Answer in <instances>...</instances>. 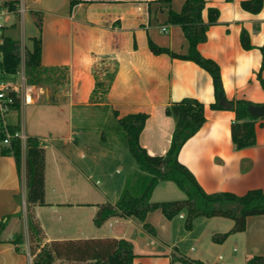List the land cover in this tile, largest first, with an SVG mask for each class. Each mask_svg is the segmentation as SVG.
Returning a JSON list of instances; mask_svg holds the SVG:
<instances>
[{"label":"crops","instance_id":"1","mask_svg":"<svg viewBox=\"0 0 264 264\" xmlns=\"http://www.w3.org/2000/svg\"><path fill=\"white\" fill-rule=\"evenodd\" d=\"M185 1L172 0L167 5L160 0H0L1 34L20 43V56L25 59V66L33 49V38H40L42 68L54 70L49 77L55 76L56 83L63 82L59 78L61 72L66 74V83L59 85L58 90L28 82L32 103L18 104L8 117L11 129L23 127L26 136L37 139L45 150V204L34 208L44 232V243L89 238L126 239L134 245L137 264H214L225 261L222 255L225 254V242L218 244L223 253L215 255L214 259L212 257L211 262L205 254L211 252L210 247L214 244L201 243L199 238L192 239V245L198 247L195 255L201 258L189 256L192 247L185 252L178 249L176 245L182 243L183 238L175 243L174 218L168 220L160 211L147 215L146 223L153 232L146 230L133 217H113L96 226L94 211L97 213L102 204L115 205L119 200L117 197H121L130 184L137 186L139 178L146 175L137 163L124 169L119 188L113 192L115 201L108 200L110 192L105 187L96 183H91L93 186L89 187L80 179L85 177L91 181L80 168L79 160H88L94 155L91 150L97 135L93 132L99 126L93 125L103 112L117 122L129 114H147L140 144L148 154L162 156L170 147L175 128V121L166 115V108L183 98H194L204 104L206 122L184 144L178 155L179 161L194 174L208 194L230 192L242 196L254 189L264 192V120L259 119L256 124V145L236 150L231 139L235 113L229 109L211 108L215 98L210 74L194 62L174 59L167 54L154 55L149 48L148 41L151 39L175 53L187 52L188 43L181 27L168 22L169 10L179 12ZM205 1L203 20L208 21V8L217 9L219 17L217 24L209 27L207 40L198 45L199 52L220 66L228 100H246L264 105V89L258 78L262 62L259 48L264 44V3L258 14H252L241 6L243 1L248 0ZM8 3H12L14 10ZM26 13L31 14V20L40 27L34 31L29 43L24 35L20 40L12 33L16 26L15 18L22 14L25 22ZM39 13L47 18H38ZM4 28L8 30L7 34ZM159 29L169 33L168 39L160 40ZM243 30L250 38L252 48L249 50L244 49L240 42ZM101 65L112 68L106 67L99 72ZM108 75H113L108 92L96 94V82L108 83ZM261 76L264 79V71ZM104 134L101 133V152L103 156L116 159L117 151H121L120 137L116 131L111 132L109 137ZM3 148L5 145L0 141V222L6 223L0 237V264H32L26 244L29 241L26 176L23 173L26 151L22 152L20 174L15 158L3 155ZM172 183L160 182L150 201L185 199L186 195H181ZM137 187L136 190L141 185ZM92 194L101 195L99 197L106 202L76 200L79 196L89 197ZM45 206L51 207L53 214L61 209L83 210L86 208L83 206H89L92 214L86 223L87 230L78 227L77 234L70 238L61 234L55 237L46 235L39 216ZM218 218H206L208 220L203 222L223 227L224 223L215 221ZM21 220L24 234L12 230L19 229ZM61 229L59 227V233H62ZM237 234H240L239 250L244 253L245 264L252 256L264 255L256 253L252 246L260 242L264 244V215L249 217L246 230ZM211 235L215 242L216 236ZM18 236L23 242L16 245L13 242Z\"/></svg>","mask_w":264,"mask_h":264},{"label":"trees","instance_id":"2","mask_svg":"<svg viewBox=\"0 0 264 264\" xmlns=\"http://www.w3.org/2000/svg\"><path fill=\"white\" fill-rule=\"evenodd\" d=\"M170 5L172 0H160ZM264 0L243 1L244 10L258 14L263 7ZM14 10L12 3H8ZM206 9L205 0H186L179 12L169 10L168 22L181 27L188 43L185 54L171 51L167 47L148 41L149 48L154 55L167 54L174 59L191 61L208 72L212 78L214 88L213 110H232L235 120L231 125V139L236 150H242L256 145V124L259 119L249 113L253 104L246 100H228L226 97L220 66L212 59L204 57L198 50V45L207 40V31L210 26L217 24L219 11L208 8V21L203 20ZM0 51L3 55L4 70L14 75L20 69V43L7 36H1ZM240 42L244 49L252 48L246 31L241 32ZM262 62L258 78L264 89V44L259 48ZM42 42L40 38H33V49L26 62L28 82L32 85H41L54 74V70L42 68ZM113 80V75L107 76V81L96 82L95 93L106 94ZM98 100H101L98 99ZM225 100L231 107L223 106ZM19 103L15 107H18ZM205 106L194 98H183L171 103L166 108V115L175 121L170 147L165 155L152 156L140 144V136L148 115L145 113L129 114L118 119L119 126L125 132V140L130 154L135 159L140 171L145 173L139 178L138 187L130 184L122 193L115 205L102 204L95 217L96 226H101L113 217L136 218L144 228L153 232L146 223L147 215L160 211L168 220L175 218L182 210L187 211V224L199 217L226 218L233 221V228L226 234L216 236V242L224 241L228 235L241 233L246 230L247 219L251 216L264 215V192L260 189L250 190L242 196L230 192L208 194L198 183L194 174L183 165L178 155L184 144L198 133L206 122ZM18 129H11L15 132ZM4 139L0 131V141ZM2 154L15 158L18 172H22V147L18 139L12 141L10 148H3ZM26 205L28 216V232L30 240V254L32 264H137L134 245L126 239L89 238L83 240L52 241L44 243V232L34 214V208L45 204V150L40 142L34 138L27 139L26 160ZM162 181L173 182L185 195L183 200L152 203L151 196L156 186ZM134 186V187H133ZM6 223L0 222V237ZM1 242V239H0ZM21 236L16 237L14 244H22ZM19 251V249H18ZM246 264H264V255H255L248 259Z\"/></svg>","mask_w":264,"mask_h":264},{"label":"rangeland","instance_id":"3","mask_svg":"<svg viewBox=\"0 0 264 264\" xmlns=\"http://www.w3.org/2000/svg\"><path fill=\"white\" fill-rule=\"evenodd\" d=\"M38 11L40 10L38 9ZM96 12H99V11H96ZM83 13L85 14L86 11L84 10ZM40 16H43V18H47L46 15L44 16V14L39 13V16L37 17L39 18ZM25 19L26 21L24 20L25 22H23L22 14L20 17L15 18L14 22H16V26L12 29V33L15 36H17V38H19L20 40L22 36L24 35L27 43H29L30 37L32 36V34H34V31H36L38 28L40 29V27L37 26L31 20V14L26 13ZM23 24L25 27L24 31H23ZM3 30L5 31V34L8 33V30L6 28H4ZM157 31H158L157 33H159L160 35L161 41L168 39L169 33L165 34L161 32V29ZM99 67H100V69H98L99 72L102 71V69L106 67L112 68L111 66H108V65L107 66L101 65ZM65 75L66 74H64L63 72H61L59 75V78L63 82L56 83L55 76H54L52 78H48L47 80H45L42 83V86L48 87L50 90H55V89L58 90L59 85L61 84L64 85L66 83ZM26 77H27V74H26ZM28 124L29 123H28V116H27L26 125L28 126ZM96 125L97 127L99 126V129L93 132V135L95 134L97 136L93 140V142L95 141L96 142L94 143L95 146H93V150H91V152L94 155H91V157H89L88 160H86L87 158H85L84 161L79 160L80 168L85 172L84 174L86 175V177H90L91 181L89 182L85 177L84 178L81 177L80 179H83L84 181L83 184L85 183L89 187L93 186L91 183H96V184H99V186L105 187L110 192L109 194L110 197L108 200L115 201L116 197L113 194V192L114 190H116V188H119L118 185H119V182L121 181L120 177L125 172L124 169L126 167L128 168L130 164L136 163V161L133 158V156L130 154L127 148L126 140H125V132L119 126L118 122L115 119L108 118L105 115V112H103L101 114V117L98 118L97 122H95L93 126H96ZM113 131L117 132V136H119L120 137L119 139L121 140L118 142L120 143L121 151H117L118 152V156L116 157L117 160L113 159L112 157L103 156L101 149H100L101 143H103V140L101 139V133L104 132L105 133L104 135L106 137H109L111 132ZM122 149H125V150H122ZM126 158L127 160L125 162H121L123 164L121 165L119 160L123 161ZM23 173L25 174V172ZM172 185L177 191H180L179 193H181V195L184 194L175 184L172 183ZM99 196L93 195V194L90 195L89 197L79 196L76 200L77 202L95 201V202L102 203L103 202L102 200L106 202V200L103 197H99ZM117 198H120V196ZM78 207H82V206H78ZM83 207H86V208L83 210L61 209V211H59L57 214H53L51 207L49 206L42 207L40 210L39 216L41 218V223L45 227L46 235L55 237V236H58V234H61L62 236H67L68 238H70L71 236H75V234H77L75 232H77L76 230L78 227H80L81 230L83 229L86 231L87 230L86 223L90 221V216L92 214V211L89 208V206H83ZM73 209H76V208L74 207ZM94 214L95 215L97 214L96 210L94 211ZM207 220L208 219L206 218L199 217V218L194 219L191 225L188 226L187 211L182 210L173 220L174 240L176 241L175 243H177L178 240L183 238V242L180 244H177L176 247L180 249L182 252H185L186 249H189L190 247H192L189 253L190 254L189 256L190 257L192 256V258H196V259L201 258L195 255L196 251L198 250V247L196 246L195 248L194 245H192L193 243L192 239L199 238L202 241L201 243L207 242L208 244L209 243L212 245L214 244L212 248L210 247L211 252L209 251V254L207 255L205 254V257L208 259L209 262H211L212 257L214 259L215 255L222 254L224 250L225 254H222V255L225 256L223 257L225 258V261L223 262L216 261L214 262V264H245L244 253L241 252V250H239L240 234H237V233L230 234L227 236V238L222 243L212 241L211 234H214V236H220V235L226 234V230H230V228L233 226V222L227 219H224V218H218V220H215V221H220L224 223L222 227V226H219L220 224H217V225L213 224L212 226L207 225L206 222L205 223L203 222ZM61 225H63V227H61ZM59 227L62 228L61 229L62 233H59ZM12 230L13 231L16 230L19 234H24L25 228H24L23 221L21 220L19 229L15 228ZM208 232H211V233L209 234ZM28 237H29V232H28ZM224 242L226 243L224 244L225 248L221 250L218 244H223ZM26 244L28 247V251L30 252V240ZM252 246H254L253 248L256 253L264 254V244L262 242L256 244V246L255 245H252ZM235 248L237 250H235ZM182 264H188V263L184 262Z\"/></svg>","mask_w":264,"mask_h":264},{"label":"built area","instance_id":"4","mask_svg":"<svg viewBox=\"0 0 264 264\" xmlns=\"http://www.w3.org/2000/svg\"><path fill=\"white\" fill-rule=\"evenodd\" d=\"M1 36L0 31V45L2 43ZM25 68V59L21 57V65L17 73L14 75L7 74L4 70L3 55L0 51V131L4 136L2 143L5 147L10 148L12 141L18 139L21 142L22 152L26 151L28 137L23 127L15 132L11 131L8 117L17 103L21 106L32 103V93L28 86Z\"/></svg>","mask_w":264,"mask_h":264},{"label":"water","instance_id":"5","mask_svg":"<svg viewBox=\"0 0 264 264\" xmlns=\"http://www.w3.org/2000/svg\"><path fill=\"white\" fill-rule=\"evenodd\" d=\"M221 103L223 104V106L225 107H231V105L226 102L225 100L221 101ZM249 113L252 116L261 118L264 117V105H252L249 107Z\"/></svg>","mask_w":264,"mask_h":264}]
</instances>
